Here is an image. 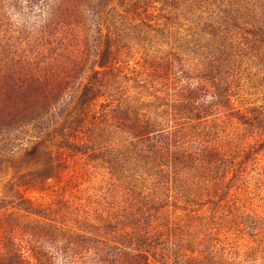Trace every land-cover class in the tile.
Masks as SVG:
<instances>
[{
    "label": "rangeland",
    "instance_id": "rangeland-1",
    "mask_svg": "<svg viewBox=\"0 0 264 264\" xmlns=\"http://www.w3.org/2000/svg\"><path fill=\"white\" fill-rule=\"evenodd\" d=\"M0 264H264V0H0Z\"/></svg>",
    "mask_w": 264,
    "mask_h": 264
}]
</instances>
